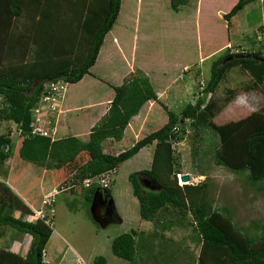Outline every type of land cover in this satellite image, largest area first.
Here are the masks:
<instances>
[{
  "label": "trees",
  "instance_id": "16d2710c",
  "mask_svg": "<svg viewBox=\"0 0 264 264\" xmlns=\"http://www.w3.org/2000/svg\"><path fill=\"white\" fill-rule=\"evenodd\" d=\"M53 1L58 0H0V121L12 120L18 125L22 136L18 155L23 160L47 168H58L73 161L79 151L86 150L87 159L76 165L73 175L82 179L107 169L115 171L122 160L155 140L150 167L132 170L128 174L133 194L139 202L140 217L160 224L164 230L190 216L194 236L200 242L196 264H264V233L254 229L256 232L252 234L246 226H236L226 208L214 205L209 195L211 186L208 180L179 184L177 173L180 172L181 162L173 147V143L181 140L188 128L195 136L200 130L210 129L217 135V139L210 142V153L215 163L236 172H246L249 182L256 184V188L264 186V106L243 118L217 124L213 116L238 91L226 87L222 103H217L215 97L204 98L208 91L216 89L227 71L234 66L246 67L252 74L244 88L264 84V51L258 48L231 51L227 47L225 52L223 50L211 61L203 97L199 96L194 103L187 101L179 113L165 105L168 118L164 124L118 153L104 152L100 147L101 140L107 136L121 138L130 116L139 110L145 100L158 99L157 95L147 74L138 69L120 84H112L114 95L108 109L92 124L87 140L74 135L52 139L31 132L32 109L40 101L41 95L46 93L45 87H49L51 80L73 82L90 72L89 68L95 62L121 3V0H97L94 8H88L90 11L87 14V10L85 12L80 7L83 17L75 18L71 12L74 23H70L68 18L66 23L61 21V24L86 30L79 35L77 33L84 37L75 38L73 27L67 33L61 26L52 28L55 23L52 15H56L50 9ZM248 1L236 0L222 13L227 24ZM187 2L169 0L175 11ZM65 3L67 6L68 0ZM25 11L30 15L31 22L23 31L16 23ZM31 30L35 44L33 49L29 48L27 40ZM75 43L78 45L75 46ZM254 54L258 57H254ZM208 139L200 136L199 141L208 144ZM10 146V133H0L1 160L9 156ZM97 186H88L89 199ZM106 189L109 190V187ZM14 207L13 203L0 200V227L7 226L31 235L28 259L1 247L0 264H50L43 259L50 228L41 219L28 220L21 215L15 216ZM173 218L178 221L172 223ZM255 226L259 225L255 223ZM142 232L130 227L118 233L111 241V250L127 258L130 264L140 262L137 246L140 243L138 236ZM93 261L94 264H109L101 254H96Z\"/></svg>",
  "mask_w": 264,
  "mask_h": 264
},
{
  "label": "rangeland",
  "instance_id": "374dc122",
  "mask_svg": "<svg viewBox=\"0 0 264 264\" xmlns=\"http://www.w3.org/2000/svg\"><path fill=\"white\" fill-rule=\"evenodd\" d=\"M95 1L97 0H76L74 3V0H68L67 6H65V0H58L56 2L53 1L50 9L56 13V15H52V21L55 22L53 23L52 28L55 26H61L64 32L67 33L71 27H73V31L76 35L75 38L80 37L78 35L82 33V31L83 33L86 32L85 29H80V31L72 25H62L61 21L66 23L69 18V22L74 23L75 19L73 18V14H75V18L80 16L83 17V15L80 14V7L82 6L85 12L87 10V14L90 11L88 8H94L93 4ZM135 1L139 5L138 11L141 13L140 21L137 23V30H139V33L135 42L137 46V57L133 59L134 61H128L126 64L129 69H133L128 72L124 79L127 78L131 72L141 69L138 66L141 61H148L151 65L153 64L154 66L166 68L167 72L169 71V74L172 72L171 74L177 78L176 83L182 82L181 84L185 90L189 86L196 85V79H200L202 76L205 79L208 77L207 73L211 61L223 50L224 52L226 51V48H223V43H225L227 38H229V30L231 31L232 42V46L229 48L230 50L251 49L254 47L250 43L254 33L260 37L263 35V29L261 30L259 25H256L255 23L252 25L251 22L244 23V25L242 24L243 20H245L244 15H247L246 13L244 14L245 8L239 14L234 15L235 22L230 23V29L228 30V27H226L227 24L221 16V13L216 14L213 11H218L219 9L214 8L216 5L215 1L204 2V7H202L201 10L198 7L201 3L194 1L195 3L189 2L188 4L181 5L180 10L175 11L171 8L169 0H121V7L115 20L116 23L114 22V24L117 25L115 31L117 30L118 34H120V31L123 34L126 29L129 34L135 30L133 18L131 20V16L135 9ZM218 4H222V2L218 1L217 5ZM253 7L254 8L250 15L255 16L259 10L258 8L256 9L255 6ZM220 8H223V6ZM26 10L28 11V9ZM195 10L197 12V17L194 21ZM27 11L23 12L16 23V26L20 27L23 31L31 22V17L28 15ZM71 12L73 14H71ZM256 19H260V17L257 16L254 18V22ZM194 25H196V29L198 30L196 35L194 33ZM234 25L243 26L233 29ZM120 26L125 30H119ZM28 32H30L29 28ZM32 34L31 30V34L28 36L27 40L29 48L33 49L35 44ZM82 37L84 36L82 35ZM206 39L210 45H208L209 49L205 50L215 52L214 54L208 52L205 54L203 53L205 52L202 48L204 46L203 42ZM238 42L242 44H237ZM258 42L259 41H257V43ZM77 43H75V46L78 45ZM120 49L122 51H119V48L117 51H114V49L112 57L115 55L120 58L123 54L128 55L129 51L125 46L120 47ZM177 49L180 50L178 51ZM195 50H197L196 58H202L209 54L213 55L203 61V63L197 64V66H195L190 72H187L185 77H183L184 72L182 71L184 69L183 67L181 68L179 61L183 60L185 57L189 58L193 56L196 52ZM14 56L15 54L13 53V59ZM104 56H106V54ZM137 58L140 59V62L136 61L138 60ZM194 58L195 56L193 59ZM15 59L17 60V58ZM156 68L158 67H155V69ZM192 74L194 75V79L191 76ZM250 77L251 75L246 67H243V69L239 66L231 67L229 71H227V74H225V76L220 80L216 89L207 92L206 97H204L206 100L207 98L215 97L217 103H222L226 93V87H233L238 91L230 102L223 105L218 114L213 117L216 122H223L231 118L235 119L245 115L251 109L258 107L262 103L264 95L260 90L257 89L251 90L250 92H244V86ZM159 83V81H156L155 85ZM67 87L68 83L65 81V85H63L60 90V95L56 98L54 106L56 107V111L54 109L53 112L49 109L48 112H52V114L61 112L62 109H60L58 104L60 103L59 101L62 96L65 94ZM184 90L182 91L183 94L177 98L181 109L186 103L185 100L193 103L197 97L196 95L200 93V90L198 91L197 87V91L194 94L189 91L188 97H185ZM247 93H251V95L248 96ZM203 96L204 95L202 94L200 97ZM51 98L52 96L49 97V99ZM157 101L163 106L165 105V103L161 100L157 99ZM42 104H45V102H42ZM173 104L174 102H170V109L173 107ZM43 106L49 108L48 104ZM179 107H176V109ZM45 110L43 111L46 112ZM176 112L179 113L180 110ZM52 116L53 115H50V120L53 125ZM188 129V132L181 140L173 143L175 153L178 155L181 162L180 172L177 173L178 183H195L208 180V183L211 186L209 195H211L214 205L226 208L236 226H246L252 234H255L254 232L256 231L264 233V186L262 188H256V184H251L249 182L246 172H236L223 164L215 163L210 153V150L212 149L210 142H214L217 139L215 132L210 129L203 131L200 130V133L195 136L192 129ZM7 132L10 133L11 137L10 154L3 160L0 159V174H3L4 172H7L8 174L9 172L11 180H13L16 176L13 170L14 164L18 163L16 161L18 157V142L21 140V133L18 125L14 121L1 120L0 133L4 134ZM200 136L208 137V144L204 143L205 141L200 142ZM195 149L197 150L195 151ZM20 161H23V164H20L22 169L29 167L27 165H32L27 161ZM129 168L130 165L122 164L116 169V172L113 173V179L115 182L112 191L115 192L116 204L119 209L122 208L121 204L125 202L129 204L128 196H130L129 189L131 191V188L130 182L126 176V172ZM64 169L66 173H62L64 178L62 182H60L61 186H66L67 184H70V182H74L76 189L74 188V191L72 192L59 191L56 193L54 196V216L50 218L49 224L42 221L48 228H50V230H52L49 232L44 245L46 259H48L50 264H94L92 257L96 254H102L106 259H108L110 264L125 263V260L122 257L113 254L110 246L111 237L122 231L128 230L130 228L128 223H131L132 225L137 224V226L142 225L146 228L144 231H149L150 229H154V227H158L154 224V222L142 221L137 209L139 203L138 201L137 204L133 202L130 206V212L127 215V219L129 218L128 220H123L122 222L113 223V225L107 226L105 223L107 220L105 221L102 218H99L92 208L91 198H88L89 191L84 184V177L82 179L79 177H72L69 175L68 169L66 167ZM28 171H30V168L25 170V174H27ZM182 173L189 174V179L187 181L181 179ZM141 182L143 183V181ZM261 182H259V184H261ZM73 186L74 184L72 187ZM97 189L100 190L102 187L99 186ZM17 190L21 194H25L20 191L18 186ZM35 203L38 204L37 201H35ZM41 204L36 207L37 210L42 207ZM43 207H45V205H43ZM96 212L98 213V210ZM21 216L26 217L25 213H22ZM36 217L38 218V216ZM106 219H108V215ZM173 219L172 223L178 221L177 218ZM135 220L141 221L136 222ZM255 223L259 226L256 227ZM157 225L160 226V224ZM9 229L11 228L7 226L2 228L0 227V243L8 247H15L16 245L18 250L15 249V253L22 257H27L29 244L27 243V240L29 234H22L20 237L21 234L16 235L17 232L15 230L9 231ZM254 229H256V231ZM163 233L173 235L180 244L186 245V248L179 254L181 260L183 261L182 264L195 263V258L197 257L199 251V242L192 238L195 234L192 229L190 216H186L184 221L173 223L172 227L170 226V228L163 231ZM179 236H182V238L179 239ZM13 241L15 245H13ZM68 242L76 248L77 252L81 255L82 260L77 257V254ZM155 254H160V251L155 250L152 256H155ZM27 259L28 257L26 260ZM78 260L79 263L77 262Z\"/></svg>",
  "mask_w": 264,
  "mask_h": 264
},
{
  "label": "crops",
  "instance_id": "0c3cea01",
  "mask_svg": "<svg viewBox=\"0 0 264 264\" xmlns=\"http://www.w3.org/2000/svg\"><path fill=\"white\" fill-rule=\"evenodd\" d=\"M194 1L202 4V5L201 4L198 5L200 10L202 7H204L203 5L204 2L215 1L216 5L213 3L215 5L214 8L216 9L219 8V9L218 11L217 10H213V11L216 14L221 13L222 16V13L226 12L236 0H188V2L185 4ZM218 1H221L222 4L217 5ZM221 6H223V8H220ZM253 6H255L256 9L258 8L259 10V12L255 14V16L250 15L251 11L254 8ZM120 7H121V3H120ZM138 7L139 5L135 1L134 13L131 16V20L133 18L135 30H133L132 33L129 34L127 29L125 30L120 26L119 30H125V32H123L122 34L120 31V34H118L117 30L115 31L117 25L114 24L115 22L114 21L111 28L106 32L107 36L105 34L103 38V42L100 45L95 62L89 68L90 72H86L77 81L67 82L68 83L67 90L65 91V94L62 96V98L59 101L60 103L58 104V106H60V109L62 110L59 113L52 114L53 125L51 123V125L48 127L49 132L51 133V138L55 139L63 136L74 135L79 137L81 140H87L89 137V132L92 124H94V122H96L107 111L108 106L110 104V100L114 95V88L112 84H120L124 80V77L128 74V72L131 69H133V68L129 69L128 65L126 64L128 63V61L130 62L137 57L136 54L137 46L135 42H136V37L138 36L139 33V30H137L138 29L137 23H139L141 17V13L140 11H138ZM220 9L222 12L220 11ZM243 9H244V14L246 13L247 15H244L245 20H243L242 24L244 25V23L251 22L252 25L255 23L256 25L260 26L261 30L263 29V35L261 37L255 35L254 33V36L252 37L250 42L254 47H252L251 49L258 48L264 51V0H250L247 3H245L244 6L241 9H239L237 13L234 15L239 14L241 11H243ZM196 10L198 11L197 8ZM196 10L194 13V21L196 20L197 17ZM234 15L231 17L232 20L230 21V23L235 22ZM257 16H259L260 19H256L254 22L253 19L256 18ZM230 23L227 24L226 22L227 24L226 27H228V30L230 29L229 28ZM241 26L234 25L233 29L237 27L240 28ZM196 32H198V30L196 29V25H194L195 35ZM229 32H230L229 38H227L226 42L223 43L224 49L227 47L230 48L232 46L231 31L229 30ZM257 41L259 42L257 43ZM203 44L204 46L202 48L205 51L203 52L204 54L206 52L213 54L215 53V52H210V50L209 51L205 50V49H209L208 45H210L207 42V39L204 40ZM237 44L241 45L242 43L238 42ZM122 46H125L126 49H128L129 51L128 55L123 54L120 58L116 57L115 55H113L114 57H112L113 50L115 49L114 51H117L119 48V51H122L121 50L122 48L120 49V47ZM177 50L179 51L180 49ZM195 51L196 52L193 54V56L189 58L185 57L183 60L179 61V63L181 64V68L183 67L184 69L182 71L184 72L183 77H185V74L187 72H190L195 66H197V64L203 63V61H205L206 59L210 58V56L213 55V54H209L202 58L199 57L196 58L197 50ZM231 51H238V49ZM105 54L106 56H104ZM194 56L195 58L193 59ZM136 61L140 62V59ZM138 66L141 68V70L144 73L147 74L149 81L157 95L158 100H161L163 103H165L166 107L168 108H170V102H174L173 107L171 109L174 111L181 110V108L179 107L180 103L177 101V98H179L180 95L183 94L182 91L184 89L181 84L182 82L176 83L177 78L174 77L173 74H171L172 72L169 74V71L167 72L166 68L161 66H154L153 64L151 65V63H149L148 61L145 62L141 61L140 64H138ZM155 67L158 68L155 69ZM107 68H110L111 71L110 69ZM248 72L252 76L249 69ZM208 75H209V70L207 76ZM191 76L194 79V75L192 74ZM208 77L205 79L202 76L200 79L199 78L196 79V85L189 86L190 88L188 87L184 90L185 97L186 96L188 97L189 91H191L192 94H194L197 91V87L199 91V88L201 86V84L199 85L200 83L199 81L202 80L205 83L207 82ZM156 81H159L160 83L155 85ZM262 82L264 83V77ZM244 89H245L244 92L245 91L250 92L251 90L258 89L264 95V84H257L252 88L245 87ZM249 95H251V93H249L248 96ZM185 102L187 101L185 100ZM165 105L163 106L157 101V99L154 98H149L145 100L141 104L139 110L135 114L130 116V118L128 119V122L126 123L123 129L121 138L115 139L112 136H107L103 138L100 142L101 150L113 154L118 153L126 149L127 147L131 146L137 139L141 138L145 134L160 127L162 124H164L167 121L168 118L167 108L165 107ZM263 106H264V100L258 107L251 109L245 115H242L235 119L231 118L223 122H216L213 118V121L216 122L217 124H224L231 120H237L243 118L253 113L254 111L260 110ZM176 107L179 108L176 109ZM218 112L214 116H216ZM20 142L21 140H19L18 145H20ZM154 147H155V140L141 146L134 154H132L131 156L125 158L120 162L118 167L122 164L130 165V168L126 172L127 179H128V174L132 170L150 167ZM87 157H88L87 151L81 150L75 156L73 161L69 163H65L64 165L58 168L56 167L47 168L38 165L36 163L24 160L33 165V166L27 165L29 166L30 171H28V173L25 174V170H27L28 167H26L25 169L24 168L22 169L20 167V164L21 163L23 164V161L20 160L23 159L18 155L16 161L18 163L14 164V170H13L14 174L16 175L15 178L11 180L9 172L8 174L7 172L0 174V200L8 203L11 202L15 205L13 209V214L15 216H20L22 213H25L26 217L22 216L23 218L28 220H37L39 218H37L36 216L34 217L35 215L34 209L42 203V199L46 195L53 194V211H52L53 212L52 217H53L55 213V203H54L55 194L58 193L59 191L72 192L74 191V188L76 189L74 182H70V184H67L66 186H61L60 182H62L64 178V175H62V173L63 172L66 173L64 168L66 167L69 171V175L73 177L74 172L76 171L75 170L76 165L84 162L87 159ZM114 182L115 180L113 179V182L109 187V190H107L106 188H102L98 190L97 188H99V186H97L91 198L92 208L94 209L95 213L99 218H102L105 221L107 220V222H105L107 226L113 225V223L122 222L123 220H128L129 218L127 219V215L130 212V206L132 205L133 202L137 204L138 201L137 197L133 194L130 183L131 191L129 189V193H130V196H128L129 204L125 202L121 204L122 208L119 209L118 205L116 204L115 192L112 191ZM73 184L74 186L72 187ZM17 186L19 187L20 191L24 192L25 194H21L20 192H18ZM35 201H37L38 204H36ZM137 209L139 212V203ZM97 210L98 213L96 212ZM107 215H108V219H106ZM135 221L139 222L141 220H135ZM142 221L148 222L151 220L142 219ZM128 225H130L129 227L135 228L138 231H143L138 236L140 243L137 246L138 256H140L141 260H139L140 262H135V264H182L183 261L181 260L179 254L181 253V251H183L186 248L185 247L186 245L180 244L173 235H168L163 233V231L169 229L170 227L162 230L160 226L155 224L158 228L154 227V229H150L149 231L147 230L144 231V229L146 228H144L142 225L137 226V224L132 225L131 223H128ZM12 230L13 229H9V231ZM16 232H17L16 235L21 234L20 237L22 236V234H28L26 232H22L19 230H17ZM114 236L111 237V241ZM180 238H182V236H179V239ZM192 238L197 240L195 236ZM30 239H31V235L29 234L27 243H30ZM197 242L199 241L197 240ZM68 244L75 251L77 257H79V259L82 260L81 255L77 252L76 248L72 246L71 243L68 242ZM13 245H15L14 241H13ZM110 246H111V242H110ZM1 247H6L8 250L14 253H15V249L18 250L16 245L15 247L14 246L8 247L0 243V250ZM199 249H200V242H199ZM28 250H29V244H28ZM155 250L157 251L159 250L160 254H155V256H152ZM45 255L46 253L44 252L43 259L48 262V259H46ZM94 256L92 258H94ZM123 259L125 260V263L122 264H130V261L127 258H123ZM196 259L197 257L195 258L194 264H196L197 262ZM106 261L108 262V259H106ZM77 262L79 263V260ZM108 263L110 264V262Z\"/></svg>",
  "mask_w": 264,
  "mask_h": 264
},
{
  "label": "built area",
  "instance_id": "2783aa9c",
  "mask_svg": "<svg viewBox=\"0 0 264 264\" xmlns=\"http://www.w3.org/2000/svg\"><path fill=\"white\" fill-rule=\"evenodd\" d=\"M199 82H200L199 84H201L199 88L200 93L196 95L197 96L196 99L199 96H202L203 94L204 82L202 80H200ZM63 85H65V81L51 80L49 82V87L48 85L45 87L46 93H43L41 95L40 101L32 109V115L30 119L31 132L51 136V133L49 132L48 127L51 125L50 115H52V112H48V111L50 109L51 111L54 112V109L56 108L54 107L56 98L60 95V90L63 87ZM51 96L52 98L49 99V97ZM42 102H45V104H48L49 108L46 106H43L45 104H42ZM43 110H45L46 112H44ZM113 173H115L114 169H107L93 176H86L84 177V184L85 186L96 184L102 188H108L112 184ZM43 205H45V207H43ZM41 206L42 207H40V209L38 210L37 208L34 209L35 216H38V218L41 219L43 222H45L46 224H49L50 218L52 217L51 211L53 209V194L46 195L42 199Z\"/></svg>",
  "mask_w": 264,
  "mask_h": 264
},
{
  "label": "water",
  "instance_id": "95a60500",
  "mask_svg": "<svg viewBox=\"0 0 264 264\" xmlns=\"http://www.w3.org/2000/svg\"><path fill=\"white\" fill-rule=\"evenodd\" d=\"M254 57H258L255 54L253 55ZM181 179L187 181L189 179V174L188 173H182L181 174Z\"/></svg>",
  "mask_w": 264,
  "mask_h": 264
},
{
  "label": "clouds",
  "instance_id": "9594fccd",
  "mask_svg": "<svg viewBox=\"0 0 264 264\" xmlns=\"http://www.w3.org/2000/svg\"><path fill=\"white\" fill-rule=\"evenodd\" d=\"M50 137H51V136H50ZM52 139H53V138H52ZM110 186H111V185H110ZM110 186H109V187H110ZM86 187H88V186H86Z\"/></svg>",
  "mask_w": 264,
  "mask_h": 264
}]
</instances>
